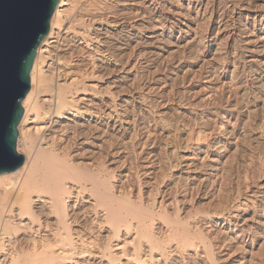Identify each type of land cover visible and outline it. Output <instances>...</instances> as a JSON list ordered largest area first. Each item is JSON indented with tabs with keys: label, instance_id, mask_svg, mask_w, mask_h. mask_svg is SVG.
<instances>
[{
	"label": "bare ground",
	"instance_id": "6f19581e",
	"mask_svg": "<svg viewBox=\"0 0 264 264\" xmlns=\"http://www.w3.org/2000/svg\"><path fill=\"white\" fill-rule=\"evenodd\" d=\"M263 2L58 0L18 123L23 163L0 173V264H264ZM156 116L187 126L183 170L209 194L204 172L255 145L248 198L194 217L171 179L155 198L170 169Z\"/></svg>",
	"mask_w": 264,
	"mask_h": 264
},
{
	"label": "water",
	"instance_id": "95a60500",
	"mask_svg": "<svg viewBox=\"0 0 264 264\" xmlns=\"http://www.w3.org/2000/svg\"><path fill=\"white\" fill-rule=\"evenodd\" d=\"M58 0H0V173L22 165L18 123L30 88L36 48Z\"/></svg>",
	"mask_w": 264,
	"mask_h": 264
},
{
	"label": "rangeland",
	"instance_id": "374dc122",
	"mask_svg": "<svg viewBox=\"0 0 264 264\" xmlns=\"http://www.w3.org/2000/svg\"><path fill=\"white\" fill-rule=\"evenodd\" d=\"M263 1V0H262ZM262 6H264V2L262 3ZM201 27H203V28H201ZM198 29L197 30H199V31H201V29H202V31L201 32H199V34H200V36H202L201 38H202V40L204 41L203 43L205 44V43H207L208 42V39H209V35L207 34V33H205L206 32V30L204 29L205 27L204 26H198L197 27ZM203 29H204V31H203ZM206 35H205V34ZM204 36V37H203ZM207 37V38H206ZM204 38V39H203ZM251 101V100H250ZM249 104V105H248ZM247 104V106L249 107V106H251L250 108L253 110V112H252V115H253V118H252V121H251V123L248 125V127H250L251 129H254V127L256 128H258V127H260L261 126V124L263 123H261V121H263L264 119L261 117V115H260V110L258 111V109H257V107L255 108L254 107V103H252V101L250 102V103H248ZM251 104V105H250ZM253 104V105H252ZM244 106V105H243ZM245 107V106H244ZM258 111V112H257ZM257 113V114H256ZM259 117V118H258ZM156 119H154L155 121V125L157 126V122H158V127H161L162 125L166 128L165 129V131H164V133H162V134H159L158 136H157V139H158V142H157V144H159L160 145V147H156L157 149L158 148H160V149H158L157 150V153H158V151L160 150V153L162 154V155H164V157L160 154V153H158V154H160L162 157H163V159H165V161H169V163H170V169L169 170H167V171H165L164 169H162V170H160L161 172H159V176H158V182H157V184L155 185V188H154V190H153V196L155 197V198H161L160 196V194H159V191L161 190V189H163L168 183L167 182H169V180L171 179L172 181H173V184H175L176 185V183H177V188L180 190V188H181V186H185L184 188L182 187V189H183V191H184V189H185V191H184V193H185V197H187L186 199L188 200V202L189 203H191V205H193L192 207H193V209L191 210V216L192 217H194V216H196V215H201V214H206V213H213V211H216V210H218V209H226V206H227V209H226V211H228V212H230V211H232V210H234L233 208H235V206L237 205V203L239 204L240 203V201H243L244 199H247L248 197H246V196H248L247 195V193L245 194L244 192H242V194L240 193L241 191H244V186L245 185H243L242 184V182H244L245 180H247V177H249V172H251V171H249L248 169V164L250 165V160L251 159H253V157H250V156H253L254 155V157H257V155H258V150L256 149L257 147L255 146V145H251V146H249L250 148L252 147L253 148V150L251 149L250 150V148L249 147H245V146H241V148H240V146L238 147V148H240V149H238L237 150V153H236V149H233V151H234V153L233 152H231V154L233 155V156H231V154H230V159L228 158V160L230 161H228L227 159H226V161L224 162V163H222V164H224V166L222 165H219L221 168H219V166H218V168L217 169H219V171H220V173L218 172V170L216 169L215 171H206V172H204L205 174H210L208 177V183H210L209 185H212L211 187H212V191H214L215 190V188H216V190H215V194H214V192H212V194L210 193L209 194V192L208 191H206V189L205 188H203V187H201V185L200 184H196V186H193V185H195L194 183L195 182H193L192 180H188L189 178H187V174H186V171L185 170H183V169H185L184 167H183V164H182V160H180V154L182 155L183 154V152H185L184 150H186V149H183V148H187V147H189L188 146V144H189V138H188V136H189V132H187V130H188V128L186 129V127L187 126H182V124L183 123H175V125H177V126H175V125H173V123H171V121H169V120H167V119H165L164 120V118H162V120L160 119L161 117H155ZM256 118V119H255ZM257 118L259 119V120H257ZM159 119V120H158ZM263 119V120H262ZM166 120H167V123H166ZM255 120V121H254ZM161 122H163V123H161ZM170 123V124H169ZM260 123V124H259ZM161 124V125H160ZM254 124V125H253ZM168 125H170V127L168 126ZM180 127H179V126ZM184 125V124H183ZM172 126V127H171ZM175 127H176V129H175ZM185 127V128H184ZM255 130V129H254ZM189 131V130H188ZM135 134H136V132H135ZM167 134V135H166ZM188 134V135H187ZM136 135H138V134H136ZM135 135V136H136ZM164 135V136H163ZM127 137H128V139H129V136L128 135H126ZM126 136H124V139H126V140H128L127 139V137ZM179 136V137H178ZM126 137V138H125ZM162 137V138H161ZM233 139H235V141L237 142L238 140L236 139V138H233ZM159 141H161L160 143H159ZM164 141V142H163ZM188 142V143H187ZM163 144V145H162ZM161 145H162V147H161ZM169 146V147H168ZM166 147V148H165ZM244 147H245V149H244ZM255 147V148H254ZM165 148V149H164ZM255 149V150H254ZM135 150H137V149H131V151H132V158L133 159H131V161L132 162H130V160H128L127 161V163L130 165V164H132L131 166L133 167V169L135 170V168H136V166H137V159H138V155H139V152H138V150L137 151H135ZM163 150V151H162ZM240 150V151H239ZM242 150V151H241ZM247 151H249V152H247ZM253 151H255V152H253ZM136 154H135V153ZM137 152H138V154H137ZM163 152V153H162ZM171 152V153H170ZM243 152H245V156H244V153ZM236 153V154H235ZM247 153V154H246ZM249 153H250V155H249ZM251 153H252V155H251ZM256 154V155H255ZM173 155V156H172ZM237 155V156H236ZM249 155V156H248ZM166 156H168V157H166ZM179 157V158H178ZM233 157V158H232ZM245 157V158H244ZM247 157H249V158H247ZM247 158V159H246ZM179 159V160H178ZM248 160L249 162H247L246 160ZM176 160V161H175ZM136 161V162H135ZM171 161H173V162H171ZM229 163H228V162ZM177 162V163H176ZM178 163H179V165L181 164V167L178 165ZM245 163V164H244ZM172 164H174V165H177V168L176 167H174V168H172L174 165H172ZM227 164V165H226ZM232 165V166H231ZM246 166V167H245ZM180 167V168H179ZM222 167H224V168H222ZM171 168H172V170H171ZM232 168V169H231ZM179 170V171H178ZM180 170H182V172L180 171ZM164 171V172H163ZM218 173H217V172ZM249 171V172H248ZM211 172V173H210ZM214 172H216V173H214ZM245 172H247V173H245ZM163 173V174H162ZM178 173H179V176H178ZM185 174V175H183V174ZM213 174V175H212ZM243 174V175H242ZM244 174H245V176H244ZM161 175V176H160ZM171 175V176H170ZM178 176V178H177V176ZM181 175V176H180ZM187 175V176H186ZM248 175V176H247ZM183 176H184V178H183ZM213 176H214V178H213ZM223 176V177H222ZM170 177V178H169ZM179 177H181V178H179ZM216 177V178H215ZM246 177V178H245ZM175 181H174V180ZM187 179V180H186ZM210 179H211V181H212V183H211V181H210ZM231 179V180H230ZM244 179V180H243ZM161 180V181H160ZM163 180V181H162ZM170 180V181H171ZM179 180V181H178ZM184 180H186V181H184ZM182 181V182H181ZM184 181V182H183ZM188 181V182H187ZM179 182V183H178ZM186 182V183H185ZM238 182V183H237ZM226 183V184H225ZM245 183H246V181H245ZM181 184V185H180ZM240 185V187H239V185ZM241 184L243 185V186H241ZM188 185V186H187ZM191 185V186H190ZM198 185H200V186H198ZM198 186V187H197ZM225 186V187H224ZM180 187V188H179ZM215 187V188H214ZM222 187V188H221ZM237 187V188H236ZM242 187V188H241ZM161 188V189H160ZM231 188V189H230ZM234 188V189H233ZM242 189V190H240V189ZM155 189H157V190H155ZM160 189V190H159ZM196 189V190H195ZM214 189V190H213ZM217 190H219V191H217ZM240 190V191H239ZM158 191V192H157ZM192 191V192H191ZM204 191V192H203ZM202 192V193H201ZM207 193V194H206ZM220 193H222V194H220ZM155 194V195H154ZM158 194V195H157ZM225 194V195H224ZM234 194V195H233ZM241 194V195H240ZM187 195V196H186ZM222 195V196H221ZM238 195V196H237ZM244 195V196H243ZM203 196H204V198H203ZM220 196V197H219ZM212 197V198H211ZM246 197V198H245ZM177 199H179L180 200V198L179 197H177ZM232 199V200H231ZM237 199V200H236ZM231 200V201H230ZM234 201V202H233ZM220 202V203H219ZM224 202V203H223ZM227 202V203H226ZM229 202V203H228ZM193 203V204H192ZM206 203V204H205ZM222 203V204H221ZM225 204V205H224ZM227 204V205H226ZM179 205V204H178ZM218 205H220V207L218 206ZM223 205V206H222ZM225 207V208H224ZM214 209V210H213ZM216 209V210H215ZM232 209V210H231ZM212 210V211H211ZM193 211V212H192ZM196 213H195V212ZM194 213V214H193ZM205 234V233H204ZM207 237H209V236H207ZM209 240V242L211 243V244H213V240L211 239H208ZM235 252H233L232 254L233 255H231L230 257H233V256H235V255H238L241 251L240 250H237V249H235L234 250ZM237 251H239V252H237ZM236 253V254H235ZM260 253V252H259ZM258 253V254H259ZM217 257L219 258V255H217ZM259 257L260 256H257V261H255L254 262V264L256 263L257 264V262L259 261ZM260 259H261V257H260ZM223 263L224 264H227V261L225 260V261H223ZM222 263V260H218L217 261V264H223Z\"/></svg>",
	"mask_w": 264,
	"mask_h": 264
}]
</instances>
